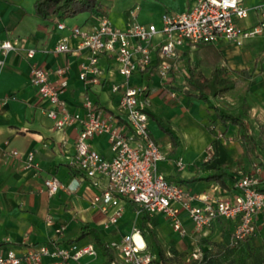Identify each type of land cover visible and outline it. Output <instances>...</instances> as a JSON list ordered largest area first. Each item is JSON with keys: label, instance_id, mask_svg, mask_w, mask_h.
Returning <instances> with one entry per match:
<instances>
[{"label": "crops", "instance_id": "crops-1", "mask_svg": "<svg viewBox=\"0 0 264 264\" xmlns=\"http://www.w3.org/2000/svg\"><path fill=\"white\" fill-rule=\"evenodd\" d=\"M193 1L187 0L184 9ZM33 3L34 0H0V41L9 39L15 45L3 56L4 64L0 69V254L12 249L22 255L39 244H47L49 248L70 243L91 242L95 245L89 234L81 235L84 225L99 232L106 243L120 238L133 223L139 226L135 206L126 197L120 199L123 211L118 221L107 222L112 206L105 211L102 200H94V196L103 190L106 177L99 176V184L94 185L75 163L78 124L56 128L45 112L49 103L29 80L33 64L48 68L53 81L59 79L56 68L64 65L67 83L59 96L69 109L82 112V102L89 98L103 114H112L116 122L124 123L125 117L118 109V92L110 89L113 82L121 83L125 79L118 71L114 56L109 53L99 56L102 73L98 82L88 81L89 73L86 79L79 77L81 63L87 62L88 53L77 48L78 38L71 34L70 28L78 25L90 30L97 17L87 15L82 25L67 23L60 17L58 20L65 26L59 28L53 17H38ZM114 3L115 0L104 5L113 24L123 26L134 18V10L114 8ZM242 3L247 7V14L235 19L238 26L250 27L264 20V0H242ZM61 37L66 38L69 49L54 52L53 46ZM158 39L153 40L151 65L138 68L127 80L130 84L145 86L147 113L149 119L156 122L153 127L148 122V128L164 152L158 169L168 181L182 182L188 193L231 198L236 191L237 170L245 172L252 161H264V27L240 45L218 38L213 42L178 46L166 79L156 69ZM27 48H34L31 57L26 55ZM202 67L226 68L235 79L234 87L218 94L215 103L242 112L248 132L257 142L250 160L243 157L236 125L230 124L222 133L214 108L207 101L175 86L192 68L196 71ZM242 68H247L250 75L230 72ZM233 90L235 94H231ZM227 101L231 105H227ZM188 140L196 145L191 152ZM90 142L104 157L112 155L105 133L94 135ZM29 151L33 153L35 164L26 167ZM211 156L214 164H229L225 167L228 177L226 174L220 178L210 177L209 174L223 171L203 164ZM178 158L182 167L176 164ZM49 175L56 176L61 182L54 194H48L43 185L44 177ZM181 219L186 228L184 235L174 231L162 214H150L151 225L160 241L164 246L173 247L180 256L174 264H187L189 259L186 258L197 250L203 258L196 264H264V210L255 215V232L237 247L229 243L235 224L232 218L216 217L203 229L195 228L184 211ZM142 240L145 243L143 236ZM54 259L56 257L44 255L38 264ZM103 260L99 252L96 256L71 261V264H101ZM20 264L30 263L22 260Z\"/></svg>", "mask_w": 264, "mask_h": 264}, {"label": "built area", "instance_id": "built-area-1", "mask_svg": "<svg viewBox=\"0 0 264 264\" xmlns=\"http://www.w3.org/2000/svg\"><path fill=\"white\" fill-rule=\"evenodd\" d=\"M246 14L247 7L242 0H194L186 9L165 13L160 27L134 19L117 26L107 16L97 17L90 30L72 26L71 34L78 38L77 48L85 49L88 53L87 62L81 63V79H86L89 73L88 81L100 80V55L112 54L117 61L118 71L125 79L121 83L113 82L110 89L118 92V109L125 117L124 123L116 122L112 114H103L89 98L83 100L82 112L69 109L59 96L67 83L64 65L55 70L59 76L57 81L50 79L48 68L39 64L31 65L30 83L49 103L45 112L53 120L54 126L58 129L76 123L79 126L75 139L77 169L94 185L99 184V176L106 177L103 190L94 196V200L101 199L105 211L108 206H112L107 215L108 223L118 221L123 211L120 199L126 197L135 206L136 216L143 210L149 214L160 213L180 235L186 232L181 219L183 211L198 229L208 227L216 217L235 220L229 239L231 245L255 232V215L264 210V191L256 188V185L264 182V161H252L245 172L237 170L238 177L234 183L236 191L231 198H211L206 194L186 192L182 184L168 181L158 169V162L164 158V152L148 133L145 86L127 81L135 70L151 65L154 38L159 37L156 44V69L166 79L173 67L175 50L184 43L213 42L223 38L240 45L244 39L260 33L264 27L263 19L250 27L235 23L236 18ZM57 26L63 28L65 24L57 22ZM13 48L15 45L11 40L0 41V69L4 64L3 56ZM68 49L66 38L61 37L52 50L62 52ZM33 54L34 48H27L26 55L31 57ZM99 133L107 135L112 150L110 157H104L91 145V138ZM12 152L17 154L15 150ZM34 164L33 153L29 151L25 166ZM176 164L182 167L180 158ZM43 185L48 194H54L61 182L56 176L49 175L44 177ZM195 200L200 202L196 203ZM107 245L115 250L116 255L108 264H150L151 255L145 250L142 233L136 223L120 238L109 240ZM98 253V248L91 242L81 245L70 243L54 248L39 244L22 255L12 249L7 250L5 254H0V264H20L22 260L38 264L44 255L56 257L46 264H71V261ZM195 256L197 251H193L186 259Z\"/></svg>", "mask_w": 264, "mask_h": 264}, {"label": "trees", "instance_id": "trees-1", "mask_svg": "<svg viewBox=\"0 0 264 264\" xmlns=\"http://www.w3.org/2000/svg\"><path fill=\"white\" fill-rule=\"evenodd\" d=\"M104 5V0H34L33 3L34 13L38 17L42 19H49L53 17L58 22H61L58 20L60 17L63 18L65 16H72L80 11H86L88 15H94L96 17L107 16ZM248 71L249 70L247 68H242V70H231L230 72L235 75H239L241 72L244 74L248 73V75H250ZM234 85L235 79L228 74L226 68L222 69V67H218L209 69L207 67H202L196 71L192 68L189 73L184 75L180 84H176L175 86L180 88L182 92L192 93L196 98L207 101L209 106L215 110V119L222 126V133L228 129L230 124L236 125L242 145L243 157L246 160H250L255 154L257 142L255 137L248 132L242 112H236L215 103V98L218 94L222 91L233 88ZM147 129L149 135L154 139L149 131L148 122ZM214 163L215 162L212 156L203 162L204 165H207L209 168L211 167V169L221 168L223 170L220 171V173L215 172L214 174H209L210 177L220 178L223 174H226V177L229 176L225 168L228 167L229 164L224 165L221 162L218 164ZM178 183L182 184V182ZM256 188L264 191V183L256 185ZM83 227L85 231H81V235L84 233L90 235L99 252L104 257L103 262L105 264H108L110 260L116 258L115 250L107 245L99 232L93 228L87 227L86 225ZM139 228L145 240V250L151 255L150 264H174L176 259L180 257L173 247L164 246V244L160 241L155 229L151 225L150 214L145 210L141 211L139 214ZM247 237L248 236L245 238ZM242 240L233 244L232 247H237ZM201 258L197 250V256L191 257L187 264H196L197 261L201 260Z\"/></svg>", "mask_w": 264, "mask_h": 264}, {"label": "rangeland", "instance_id": "rangeland-1", "mask_svg": "<svg viewBox=\"0 0 264 264\" xmlns=\"http://www.w3.org/2000/svg\"><path fill=\"white\" fill-rule=\"evenodd\" d=\"M112 1L113 0H106L105 2L111 4ZM186 4L187 0H115L113 7L125 10L131 8V10H134L135 12L133 18L135 21L145 24L152 23L155 26L160 27L162 23V16L165 13H171L179 11L180 9H184L186 7ZM109 12L111 13L112 11L109 10ZM87 15L88 13L86 11H80L75 15L65 16L61 18L67 23L68 21L69 23L77 22L79 25H82L86 21ZM124 16H126V13H124ZM235 90L231 91V94H235ZM227 105H231L230 102L227 101ZM229 109L233 110V108L230 107ZM148 122L150 127H153L154 125L156 126V122L154 119L148 118ZM188 143V149H190L191 152L196 145L191 140H188Z\"/></svg>", "mask_w": 264, "mask_h": 264}, {"label": "bare ground", "instance_id": "bare-ground-1", "mask_svg": "<svg viewBox=\"0 0 264 264\" xmlns=\"http://www.w3.org/2000/svg\"><path fill=\"white\" fill-rule=\"evenodd\" d=\"M137 238V237H136ZM138 242H140L139 238H137Z\"/></svg>", "mask_w": 264, "mask_h": 264}]
</instances>
